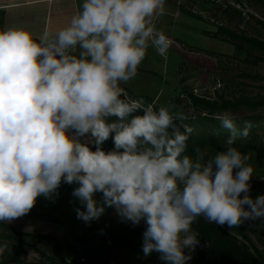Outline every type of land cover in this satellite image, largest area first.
Masks as SVG:
<instances>
[{
	"label": "clouds",
	"instance_id": "9594fccd",
	"mask_svg": "<svg viewBox=\"0 0 264 264\" xmlns=\"http://www.w3.org/2000/svg\"><path fill=\"white\" fill-rule=\"evenodd\" d=\"M165 6L82 0L58 29L0 27V222L28 214L37 197L58 196L62 182L77 184L78 219L90 223L111 207L122 222L143 221V253H159L164 264L193 259L200 216L229 229L264 224V194H250L251 155L234 146L253 121L241 127L222 113L225 147L211 154L196 146L193 156L195 128L177 123L185 114L145 105L123 86L149 48L168 55L172 40L156 24ZM110 138L114 148L106 151ZM7 248L0 244V257Z\"/></svg>",
	"mask_w": 264,
	"mask_h": 264
},
{
	"label": "rangeland",
	"instance_id": "374dc122",
	"mask_svg": "<svg viewBox=\"0 0 264 264\" xmlns=\"http://www.w3.org/2000/svg\"><path fill=\"white\" fill-rule=\"evenodd\" d=\"M252 5L245 0L239 2L235 0H166V6L171 11L168 15L169 19L161 16L156 24L171 38L172 45L166 57L159 55L155 48H149L148 55L140 65L137 75L140 82L145 77H149L148 75L152 76L149 79L154 80V83L145 87L149 89L145 94L149 98L153 91L160 90L152 105L157 109L160 106H170L172 111H182L187 117L185 121L194 122L189 125L194 126L195 132L203 128L210 130L220 138L222 144L227 139L229 131L221 127L218 116L212 117L217 121L212 125L195 123L199 118L205 117V114L194 110L189 96L211 100H214L216 95L223 96L227 100L239 97L252 101L264 99V62H255L253 58L258 57L257 54L239 49L236 45L224 40L223 35L217 33V28L223 27L264 42V31L255 22V20L264 22V1H258ZM164 20H168L167 28L162 27ZM147 59L151 60L149 65L153 68L149 72L143 71L147 69L143 66L147 65ZM178 63L179 66L176 68ZM135 92L134 88H129L127 91L133 99L144 102L142 98H134ZM233 114L241 127L246 120H251L255 124L250 135L238 139L235 145L250 143L258 148L264 147V109ZM113 148L114 143L111 139L106 151ZM259 163L255 159L253 168L258 167ZM262 168L264 169V163ZM249 183L264 193V176L252 177ZM77 186L73 184L70 193L58 190V196L53 194V197H37L36 204L32 208L38 210L36 208L42 207L46 211L55 209L54 215L60 218L61 224L26 216H21L12 222L3 221V223L16 227V230L21 233L52 236L62 244L65 251L71 248L74 255L65 257L67 264H79L81 258L85 260L84 264L96 262L164 264L157 258L155 251L150 256H145L143 250L122 249L110 245L106 240L109 230L105 225H78L75 209L82 205L79 199L72 195ZM96 198L99 199L97 195ZM104 215L110 216L117 223L120 220L116 210L111 207ZM242 225L256 247L264 251V232L248 222ZM0 234L9 236L8 232L1 230ZM0 243L8 244L6 254L14 251L12 241L1 238ZM18 257L25 264H51L27 245L23 246Z\"/></svg>",
	"mask_w": 264,
	"mask_h": 264
},
{
	"label": "trees",
	"instance_id": "16d2710c",
	"mask_svg": "<svg viewBox=\"0 0 264 264\" xmlns=\"http://www.w3.org/2000/svg\"><path fill=\"white\" fill-rule=\"evenodd\" d=\"M235 1L239 2L241 0ZM245 1L252 5L256 4L258 1L263 2L264 0ZM255 22L264 31V22L258 20H255ZM217 33L223 35L224 40L230 42L232 45H236L239 49L257 54L258 57L253 58L255 62H264V42L248 37L242 33L238 34L233 30L223 27H218ZM189 98L194 110L205 114V117L199 118L197 122H195L197 124L212 125L213 122L217 123L212 117L219 116L226 111L237 113L240 111L256 112L260 109H264V99L252 101L239 97L227 100L220 95H216L214 100L195 98L192 96H189ZM143 100L145 105L151 103L145 98ZM177 123L183 125L192 124L194 122L191 120H184L177 121ZM110 140L111 138L105 141L103 145L105 150L108 148ZM196 146L208 148L211 154H215L225 147L216 134L205 128L193 133L188 142V153L195 156L194 149ZM234 146L239 147L243 153L251 155V159L247 161V163L253 165L255 159L260 162L259 166L254 168L253 177L264 176V169L262 168L264 163V147L258 148L255 144L250 143ZM93 150H95V148H93ZM72 187L73 184L63 182L58 190H64L66 193H70ZM250 194L255 198L264 193L252 186ZM96 195L99 199L102 196L100 193ZM241 195L243 196L244 194L242 193ZM36 209L38 210L34 208L24 216L54 224L62 223L60 218L54 215L55 209L51 211H46L42 207ZM248 223L264 232V224H261L260 220L248 221ZM77 224L80 226L105 225L109 230L106 240L110 245L122 249L143 250V233L146 229V224L143 221L139 225L133 226L131 222H122L121 219L117 223L110 216L103 214L98 220H93L90 223L78 219ZM192 227L200 234L199 239L201 244L196 247L194 252H191L193 259L189 261L188 264H264V251L259 250L251 241L242 224L229 229L226 225L221 226L214 222H208L203 216H200L197 221L193 223ZM0 230L9 233V236L0 234V239L12 241L14 250L11 254L4 253V255L0 257V264H25L21 262L18 257L25 245L51 264H67L65 257L68 258L72 256V254L74 255L71 248L66 251L63 250L62 244L52 236L21 233L16 230V227L3 222H0ZM189 251V249H185L186 253ZM156 255L157 258L160 259V254L156 252ZM95 264L107 263L96 262Z\"/></svg>",
	"mask_w": 264,
	"mask_h": 264
},
{
	"label": "crops",
	"instance_id": "0c3cea01",
	"mask_svg": "<svg viewBox=\"0 0 264 264\" xmlns=\"http://www.w3.org/2000/svg\"><path fill=\"white\" fill-rule=\"evenodd\" d=\"M81 2L82 0H0V27L26 25L37 33L43 31L45 28L58 29L69 22L71 16L78 10ZM165 7L166 11L163 16L169 19L168 15L171 11L168 6ZM167 22L168 20H164L162 27L167 28ZM177 59L179 60L178 55ZM149 61L151 62L150 59H147V65H143L147 68L143 71L149 72V70L153 69L149 65ZM179 63L176 65V68L179 66ZM148 76L152 77L151 75ZM149 77H145L140 82L136 76L123 86L126 91L129 88L136 90L134 98H145L151 102L150 104H153L160 90L153 91L151 98L145 95L149 91L145 87L151 86L154 83V80H150Z\"/></svg>",
	"mask_w": 264,
	"mask_h": 264
},
{
	"label": "built area",
	"instance_id": "2783aa9c",
	"mask_svg": "<svg viewBox=\"0 0 264 264\" xmlns=\"http://www.w3.org/2000/svg\"><path fill=\"white\" fill-rule=\"evenodd\" d=\"M193 93H195V91ZM78 263L79 264H84L85 263V260L83 258H81Z\"/></svg>",
	"mask_w": 264,
	"mask_h": 264
}]
</instances>
